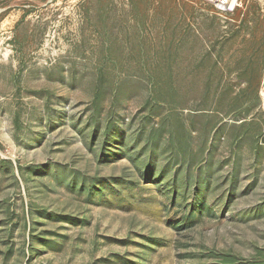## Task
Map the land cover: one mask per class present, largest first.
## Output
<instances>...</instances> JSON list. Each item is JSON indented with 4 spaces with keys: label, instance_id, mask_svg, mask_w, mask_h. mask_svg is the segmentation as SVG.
Listing matches in <instances>:
<instances>
[{
    "label": "rangeland",
    "instance_id": "1",
    "mask_svg": "<svg viewBox=\"0 0 264 264\" xmlns=\"http://www.w3.org/2000/svg\"><path fill=\"white\" fill-rule=\"evenodd\" d=\"M0 264H264V0H0Z\"/></svg>",
    "mask_w": 264,
    "mask_h": 264
},
{
    "label": "built area",
    "instance_id": "2",
    "mask_svg": "<svg viewBox=\"0 0 264 264\" xmlns=\"http://www.w3.org/2000/svg\"><path fill=\"white\" fill-rule=\"evenodd\" d=\"M213 5L222 13H231L238 6L239 0H200Z\"/></svg>",
    "mask_w": 264,
    "mask_h": 264
},
{
    "label": "trees",
    "instance_id": "3",
    "mask_svg": "<svg viewBox=\"0 0 264 264\" xmlns=\"http://www.w3.org/2000/svg\"><path fill=\"white\" fill-rule=\"evenodd\" d=\"M154 160H153V158H152V156H151V158H150V160H149V164L150 165H148V168H147V172H151L152 171V165H151V163L150 162H153ZM73 183V182H72Z\"/></svg>",
    "mask_w": 264,
    "mask_h": 264
}]
</instances>
